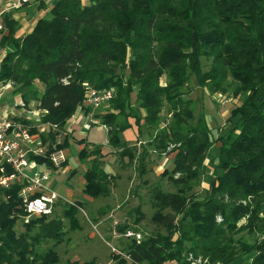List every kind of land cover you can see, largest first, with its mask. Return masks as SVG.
<instances>
[{"label":"trees","instance_id":"1","mask_svg":"<svg viewBox=\"0 0 264 264\" xmlns=\"http://www.w3.org/2000/svg\"><path fill=\"white\" fill-rule=\"evenodd\" d=\"M35 1L38 9H48L21 36H14L10 11L1 15L0 85L10 83L23 99L30 94L31 106L46 111L41 119L58 130L77 110L90 113L104 126L107 154L124 158L123 165L131 164L132 155L119 135L133 118L139 138L142 117L146 136L155 135L141 148L139 172H148L141 165L147 147L157 156L172 154L171 167L162 166L160 176L174 190L150 188L154 230L117 226L139 237L124 245V256L112 251L115 264H234L244 257L239 264H264V0ZM191 76L208 93L238 100L228 113L230 126L216 138L188 98ZM110 88L107 102L83 104L87 89ZM58 130L42 140L52 141ZM215 139L214 171L204 195L196 197L192 183ZM56 146L67 147V136ZM78 156H91L82 193L105 195L110 175L99 146L81 148ZM19 188L0 187V264H57L62 220L50 214L24 222ZM62 204L61 216L76 229L83 204Z\"/></svg>","mask_w":264,"mask_h":264},{"label":"rangeland","instance_id":"2","mask_svg":"<svg viewBox=\"0 0 264 264\" xmlns=\"http://www.w3.org/2000/svg\"><path fill=\"white\" fill-rule=\"evenodd\" d=\"M3 53L4 50H0V58ZM203 62L206 64V61ZM34 88L39 89L37 82H35ZM189 89L188 98L194 101L195 112L202 115L204 123L209 129L210 137L216 138L223 134L231 123V121H228V113L234 107V104L238 103V100L232 99V97L225 98L224 93H208L204 88L197 85L193 76L189 79ZM0 90V115L15 114L20 110V106L25 100L28 101V106L34 104L30 94H27L24 100L21 92L12 91L10 86H5ZM128 123L129 127L123 130L119 137L130 145L132 155L130 165L121 164L119 155L110 158L112 155L107 154L109 148L106 144L105 129L100 123L95 122L82 134L75 132L73 134L74 140H69L65 151L68 156L67 164L72 169L67 172L62 170L55 172L53 178L51 177L52 180L47 182L48 187L56 192L60 200H58V206L53 208L52 214L62 220L64 227L61 242L54 246L58 257L57 264H66L68 260H76L80 263L90 262L91 264H115L111 257V254L114 253L112 248L121 257L124 256L123 247L131 238L125 235V232L131 231V229L127 228L125 232H121L117 230V226H133L139 231L146 232L154 230L156 225L151 222L153 208L150 205V188L153 185H158L163 191L172 192L174 190L172 185L160 176L162 166L167 169L171 167L172 154L157 156L158 154L153 149L147 147L148 154L141 165L148 169V172H139L138 157L141 155V148L147 146L146 140L153 138L155 131H152L151 136L147 137L144 121L140 117L138 121L140 137L138 138V125L133 118H129ZM160 128L158 129L160 130ZM137 138L141 142L134 144ZM94 146H99L100 154L102 156L108 155L110 161L112 163L114 161V164L111 165L113 167L109 169V173L106 172L110 175L105 183L108 187L107 193L103 196L91 198L84 195L81 189L83 173L91 156L81 160L78 152L81 148H85L86 152H89ZM169 149V146H167L165 150ZM218 150L219 140L215 139L208 148L202 169L199 172L198 182L192 183L190 192L196 197H202L205 193V188H207L211 174L214 171L213 164ZM103 161L104 163L108 162V160ZM67 201L83 204L81 205L82 209H79L75 214L78 222L76 229H70L67 220L61 216L62 202ZM18 225L19 223H17ZM252 238L250 236L244 237L250 243ZM52 243L50 240L46 245L43 244L41 248L51 246ZM245 259L246 257L236 260L234 264H239Z\"/></svg>","mask_w":264,"mask_h":264},{"label":"built area","instance_id":"3","mask_svg":"<svg viewBox=\"0 0 264 264\" xmlns=\"http://www.w3.org/2000/svg\"><path fill=\"white\" fill-rule=\"evenodd\" d=\"M28 1L30 0H7L0 5V35L4 32L1 15ZM5 86H10V83L0 85V89ZM112 95L111 88L98 91L87 89L83 104L95 108L107 102ZM20 107L15 114L0 115V187L7 188L15 183L20 186L17 196L26 213L22 216L26 222L32 216L52 214L53 206L59 200L47 182L66 161L64 148L56 146L62 140L64 127L74 123L78 115H81V127L84 130L96 121L90 117V113L77 114V110L63 128L58 130L56 124L41 119L46 113L44 109L26 106L24 102ZM57 130L52 141L45 138L42 140L44 135ZM125 235L139 237L138 233L131 231H126ZM112 250L116 252L114 248ZM199 262L197 259L189 264Z\"/></svg>","mask_w":264,"mask_h":264},{"label":"crops","instance_id":"4","mask_svg":"<svg viewBox=\"0 0 264 264\" xmlns=\"http://www.w3.org/2000/svg\"><path fill=\"white\" fill-rule=\"evenodd\" d=\"M6 1L7 0H0V5H2ZM43 1L46 4V6H49V3H50L51 0H43ZM37 3L38 2H36L35 0H30L26 4L18 7L17 9L8 10V11H10L11 18L13 20H15L16 23H17L16 28H15V31H14V36L18 37V36H21L22 34L28 32L32 28V26H33L34 22L36 21V19L39 18L40 16H43L45 14V12L48 9V7L45 10L38 9L37 8ZM7 48H10V47H7ZM95 119L98 120L97 118H95ZM81 120H82L81 119V115L80 116L78 115V117L75 119V122L74 123L68 124L67 126H65L63 135L64 136H67L68 143H69V140H74L73 134L75 132H78V133H81L82 134L83 132H85V131L88 130V129L87 130L86 129L84 130L81 127ZM128 120H129V118H128ZM63 135H62V137H63ZM138 140L139 139L137 138V140L135 141L134 144H136L137 142L139 143ZM67 147H65L64 150H66ZM108 155H110V154H108ZM108 155L102 157V160H106V161L108 160L107 163H104V161H103V170L105 172H107V173H109V169H111L113 167L111 165L114 164V161H113V163H112V161H110V158H113L114 156H111L109 158ZM65 156H66L65 164L63 165V167L60 170H62L64 172H67V171H70L72 169V167H70L67 164L68 156L66 154V151H65ZM120 163L121 164L124 163V158L120 160ZM60 170H58V171H60ZM52 178L50 180H52Z\"/></svg>","mask_w":264,"mask_h":264}]
</instances>
